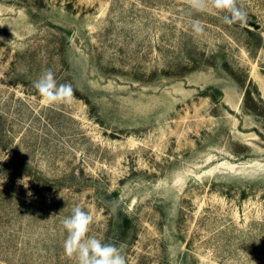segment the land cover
Here are the masks:
<instances>
[{"label": "rangeland", "instance_id": "rangeland-1", "mask_svg": "<svg viewBox=\"0 0 264 264\" xmlns=\"http://www.w3.org/2000/svg\"><path fill=\"white\" fill-rule=\"evenodd\" d=\"M239 3L0 0V264H76V206L127 264H264V0Z\"/></svg>", "mask_w": 264, "mask_h": 264}, {"label": "clouds", "instance_id": "clouds-1", "mask_svg": "<svg viewBox=\"0 0 264 264\" xmlns=\"http://www.w3.org/2000/svg\"><path fill=\"white\" fill-rule=\"evenodd\" d=\"M189 9L195 13H203L212 9L221 14L225 24H241L247 21V12L239 0H186ZM192 32L200 36L205 29L199 20L192 21ZM42 103L46 105H70L74 100V90L70 83H58L51 69L45 70L34 82ZM27 188V183L24 185ZM32 195L31 192L28 193ZM93 216L80 206L72 209V213L62 220L66 238L63 250L67 257L76 264H127L120 247L111 242L90 236Z\"/></svg>", "mask_w": 264, "mask_h": 264}, {"label": "trees", "instance_id": "trees-1", "mask_svg": "<svg viewBox=\"0 0 264 264\" xmlns=\"http://www.w3.org/2000/svg\"><path fill=\"white\" fill-rule=\"evenodd\" d=\"M249 31H250V30H249ZM250 32H251V31H250ZM251 33H253V32H251ZM259 38H260V40H261V36H260V35H259ZM246 94H247V98H248V99H250V100L253 99V98H252V93H251L250 89L247 90ZM261 100H262V99H261ZM262 101H263V103H264V100H262ZM247 107L251 109V107H250L249 104H247Z\"/></svg>", "mask_w": 264, "mask_h": 264}]
</instances>
